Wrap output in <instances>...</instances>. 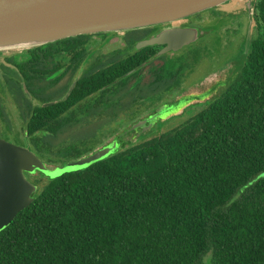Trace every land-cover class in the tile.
<instances>
[{"label": "trees", "instance_id": "obj_1", "mask_svg": "<svg viewBox=\"0 0 264 264\" xmlns=\"http://www.w3.org/2000/svg\"><path fill=\"white\" fill-rule=\"evenodd\" d=\"M253 15L240 73L222 95L158 138L49 178L0 232V264H264V0ZM157 30L124 32L134 51L102 66L98 58L74 83L94 57L92 44L108 42L107 34L5 55L0 117L11 98L28 118V136H57L93 95L107 102L116 84L142 79L147 65L148 84L166 88L167 63H151L165 59L162 47L136 48ZM69 74L70 83L49 92Z\"/></svg>", "mask_w": 264, "mask_h": 264}, {"label": "rangeland", "instance_id": "obj_2", "mask_svg": "<svg viewBox=\"0 0 264 264\" xmlns=\"http://www.w3.org/2000/svg\"><path fill=\"white\" fill-rule=\"evenodd\" d=\"M255 1L232 0L191 16L190 19L173 23H188L197 29L199 35L195 42L177 52L162 54L161 49L158 56L165 59L155 58L151 61L152 66L167 63L162 71L165 79L170 82L166 88L151 87L148 84L153 80V74L150 73V65H147L142 79L121 88L116 84L112 88L113 93L105 98L107 102L104 105L95 103L102 98L96 95L86 107L78 108L76 118L69 121L72 127L57 136L50 133L28 136V118L24 119L11 98H6L5 118L0 117V138L28 149L51 170L85 161L77 167V170H81L160 137L196 115L236 80L248 50V42L255 34ZM107 35L108 42L100 39L92 44L94 57L84 62L72 78L73 83L87 72L95 70L100 59L103 63L99 65L102 66L134 51L133 48L125 49L124 33ZM21 50L4 51V55L0 56V64L5 63V55L21 53ZM175 72L177 75L173 79ZM70 81L71 75H66L49 92L55 93ZM28 95L33 104L39 103L32 94ZM55 98L64 99V95ZM6 121L10 122V130H7ZM25 177L37 187V191L49 181V177L41 173L26 174ZM39 180L40 183H37Z\"/></svg>", "mask_w": 264, "mask_h": 264}, {"label": "water", "instance_id": "obj_3", "mask_svg": "<svg viewBox=\"0 0 264 264\" xmlns=\"http://www.w3.org/2000/svg\"><path fill=\"white\" fill-rule=\"evenodd\" d=\"M232 0H0V51L30 49L79 36L124 33L175 23ZM197 29L164 30L138 50L164 46L162 54L195 42ZM85 162V161H84ZM53 170L28 149L0 138V232L34 202L37 187L25 175L55 179L84 163ZM78 171V170H77Z\"/></svg>", "mask_w": 264, "mask_h": 264}, {"label": "flooded vegetation", "instance_id": "obj_4", "mask_svg": "<svg viewBox=\"0 0 264 264\" xmlns=\"http://www.w3.org/2000/svg\"><path fill=\"white\" fill-rule=\"evenodd\" d=\"M187 19H190V18H187ZM184 20H186V19H184ZM154 28V27H153ZM194 28V26H192V25H189L188 23L187 24H185V25H174L173 23H171V24H166V25H162V26H158L157 27V31H155L151 36H150V38L151 37H153V36H157L158 34H160L162 31H164V30H171V29H193ZM125 40V42H126V46H125V49L128 47V43H127V41H126V39H124ZM162 47V49L164 48V46H161ZM94 97H96V95H93L92 97H91V99H93ZM95 103L96 104H98V105H104L105 104V102H103V101H95ZM91 106V105H90ZM36 174V173H35Z\"/></svg>", "mask_w": 264, "mask_h": 264}]
</instances>
